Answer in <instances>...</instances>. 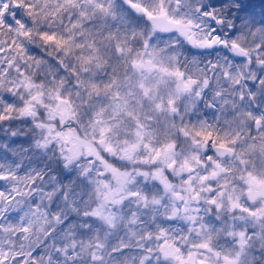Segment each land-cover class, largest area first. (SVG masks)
<instances>
[{
    "label": "snow or ice",
    "instance_id": "snow-or-ice-1",
    "mask_svg": "<svg viewBox=\"0 0 264 264\" xmlns=\"http://www.w3.org/2000/svg\"><path fill=\"white\" fill-rule=\"evenodd\" d=\"M0 264H264V3L0 0Z\"/></svg>",
    "mask_w": 264,
    "mask_h": 264
},
{
    "label": "trees",
    "instance_id": "trees-1",
    "mask_svg": "<svg viewBox=\"0 0 264 264\" xmlns=\"http://www.w3.org/2000/svg\"><path fill=\"white\" fill-rule=\"evenodd\" d=\"M244 2L247 3L250 7L253 4L252 7H256V10L258 11L260 10L262 3H264V0H244Z\"/></svg>",
    "mask_w": 264,
    "mask_h": 264
},
{
    "label": "rangeland",
    "instance_id": "rangeland-1",
    "mask_svg": "<svg viewBox=\"0 0 264 264\" xmlns=\"http://www.w3.org/2000/svg\"><path fill=\"white\" fill-rule=\"evenodd\" d=\"M262 1V0H261ZM253 6V4L251 5V7ZM255 8V10L257 9L256 7H254ZM257 11V10H256ZM257 12H259V10L257 11Z\"/></svg>",
    "mask_w": 264,
    "mask_h": 264
}]
</instances>
